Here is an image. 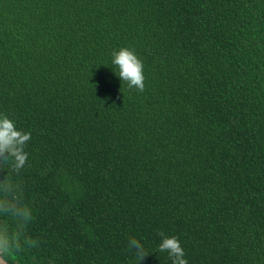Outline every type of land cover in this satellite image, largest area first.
Masks as SVG:
<instances>
[{
	"label": "trees",
	"instance_id": "obj_1",
	"mask_svg": "<svg viewBox=\"0 0 264 264\" xmlns=\"http://www.w3.org/2000/svg\"><path fill=\"white\" fill-rule=\"evenodd\" d=\"M0 114L10 264H264V0H0Z\"/></svg>",
	"mask_w": 264,
	"mask_h": 264
},
{
	"label": "clouds",
	"instance_id": "obj_2",
	"mask_svg": "<svg viewBox=\"0 0 264 264\" xmlns=\"http://www.w3.org/2000/svg\"><path fill=\"white\" fill-rule=\"evenodd\" d=\"M112 64L118 70L120 80L126 81L129 87L143 89L142 63L129 49L121 48L112 54ZM31 134L17 129L13 120L0 114V160L9 162V170L17 171L23 169L28 160V153L24 150ZM11 171L0 179V215L8 210L12 201L8 199L13 192ZM22 190L16 188L14 195L22 196ZM19 211V209H18ZM28 216V212L22 213ZM130 245L135 246L143 252V246L136 238L129 240ZM159 250L167 252L172 264H187L184 252L176 237H165L162 235ZM13 248L9 244V234L4 228H0V255L10 254ZM141 259L142 257L138 255Z\"/></svg>",
	"mask_w": 264,
	"mask_h": 264
},
{
	"label": "water",
	"instance_id": "obj_3",
	"mask_svg": "<svg viewBox=\"0 0 264 264\" xmlns=\"http://www.w3.org/2000/svg\"><path fill=\"white\" fill-rule=\"evenodd\" d=\"M0 264H10L7 260H5V258L0 255Z\"/></svg>",
	"mask_w": 264,
	"mask_h": 264
}]
</instances>
